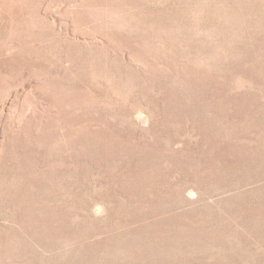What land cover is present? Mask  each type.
<instances>
[{
    "label": "rangeland",
    "instance_id": "1",
    "mask_svg": "<svg viewBox=\"0 0 264 264\" xmlns=\"http://www.w3.org/2000/svg\"><path fill=\"white\" fill-rule=\"evenodd\" d=\"M0 264H264V0H0Z\"/></svg>",
    "mask_w": 264,
    "mask_h": 264
}]
</instances>
